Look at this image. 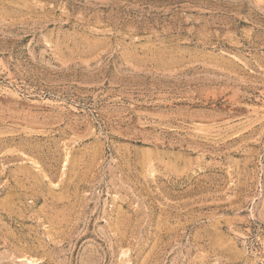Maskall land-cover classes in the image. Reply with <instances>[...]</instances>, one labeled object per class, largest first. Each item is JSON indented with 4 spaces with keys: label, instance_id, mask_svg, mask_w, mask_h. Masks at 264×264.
Returning a JSON list of instances; mask_svg holds the SVG:
<instances>
[{
    "label": "rangeland",
    "instance_id": "rangeland-1",
    "mask_svg": "<svg viewBox=\"0 0 264 264\" xmlns=\"http://www.w3.org/2000/svg\"><path fill=\"white\" fill-rule=\"evenodd\" d=\"M0 264H264V0H0Z\"/></svg>",
    "mask_w": 264,
    "mask_h": 264
}]
</instances>
